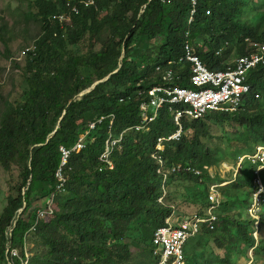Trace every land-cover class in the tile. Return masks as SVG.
Returning <instances> with one entry per match:
<instances>
[{"label": "trees", "instance_id": "16d2710c", "mask_svg": "<svg viewBox=\"0 0 264 264\" xmlns=\"http://www.w3.org/2000/svg\"><path fill=\"white\" fill-rule=\"evenodd\" d=\"M58 1L59 5L35 1L41 33L25 54L28 90L20 104L8 106L0 125L2 166L9 168L19 160L28 163L20 171L24 191L11 197L0 215V241L9 240L19 249L21 259L14 264L27 260L24 245L33 232L47 248L44 264H123L131 255L122 243L126 231L141 222L137 227L150 241L152 253L154 232L165 226L172 212L158 203L162 177L152 155L158 140L168 139L177 127L164 109L146 130L136 131L143 121L140 105L148 90L171 85L163 80L168 70L175 74L174 86L190 87L189 66L180 63L186 43L209 71L217 72L232 68L224 53L234 43L238 59L264 46V35L236 21L243 9L237 0H94L89 6L74 0L77 12L69 15L68 22L58 19L67 14V1ZM105 10L102 24L99 17ZM104 26L109 40L99 52L86 57L67 52L66 43L74 46L86 37L99 40ZM157 38L160 45L150 47L149 41ZM93 75L98 80L109 78L91 90ZM249 83L252 91L238 114L213 113L205 119L240 121L252 141L264 146V64L252 71ZM205 119L183 121L180 141L164 143L161 155L168 165V179L195 178L172 174L171 167L206 166L199 165L212 155L203 143L211 139ZM91 123H96L92 130ZM82 136L85 148L70 155L59 192L60 147L73 149ZM121 136L110 169L100 158L107 141ZM53 193V214L31 222L32 214L42 210L33 205L35 198L48 199ZM219 222L214 230L204 227L200 233L215 232ZM7 249L0 248V260L8 264Z\"/></svg>", "mask_w": 264, "mask_h": 264}, {"label": "rangeland", "instance_id": "374dc122", "mask_svg": "<svg viewBox=\"0 0 264 264\" xmlns=\"http://www.w3.org/2000/svg\"><path fill=\"white\" fill-rule=\"evenodd\" d=\"M35 1L37 0H0V125L8 106L20 104L28 90L25 54L27 49L33 47L34 41L41 33ZM51 1L59 5L58 0ZM237 1L243 4V9L236 21L256 29L259 36H263L264 0ZM106 12L107 10L99 17L102 24ZM98 38L99 40H93L86 37L74 46L66 43L67 52L74 51L80 57L99 52L102 45L109 40L106 26L102 28ZM209 42L207 40V45ZM142 43L141 41L138 44L140 48L143 47ZM160 43V38H157L149 41L148 45L155 48ZM235 45L236 43L224 53L225 62L230 66L240 55ZM92 79L96 83L105 78L98 80L96 75H93ZM261 108H264V100L261 101ZM205 122L209 124L211 139L203 140V143L212 155L204 157L199 165L212 167L215 178L201 183L195 178L171 176L166 182L158 184V203L172 210L170 215L174 218L196 214L204 216L209 208L207 194L213 185H219L218 190L223 196V201L217 209L220 217L217 230L203 231L189 239L185 247L186 264H264V222L260 221L257 225L256 221L248 216V207L253 195L254 170L246 163L238 175L234 176L239 159L251 156L259 145L252 141L251 135L240 121L237 123L208 118ZM137 145L140 147V140ZM26 164V161L19 160L11 163L9 168H4L0 163V215L8 200L18 196L20 190L24 191V178L20 171ZM261 174L264 179V171ZM36 191L38 190L33 193L37 194ZM54 202L55 193L48 199L35 198L33 205L43 209L51 204L53 209ZM39 210L32 214L31 222L35 223L34 219L39 215ZM237 223H243V226L239 227ZM137 225L131 226L124 234L122 243L129 248L131 255L123 264H156V259L150 252V241ZM249 237L254 238L255 242H252V238L248 239ZM9 245V240L0 241V248H7ZM24 250L27 257L24 264H44L42 258L47 248L34 232L29 236ZM3 262L0 260V264H7Z\"/></svg>", "mask_w": 264, "mask_h": 264}, {"label": "built area", "instance_id": "2783aa9c", "mask_svg": "<svg viewBox=\"0 0 264 264\" xmlns=\"http://www.w3.org/2000/svg\"><path fill=\"white\" fill-rule=\"evenodd\" d=\"M66 1L67 14H60L58 19L68 22L70 20L69 15L76 13L77 7L74 4V0ZM79 4L83 6L93 5L94 0H80ZM207 14H210V12L208 11ZM184 49L185 53L180 63L186 62L189 66L188 83L190 87L174 86V72L172 70L166 71L163 80L172 84L169 86L157 85L148 90L147 99L140 105L143 121L141 126L136 129L137 132L146 130L150 124L156 121L162 110L168 109L177 131L168 139H159L156 151L152 155V159L158 165L157 173L162 177V182L168 180V174L166 173L168 165L161 155L164 151V143L180 141L183 135L182 122L201 121L213 113L238 114L244 108V100L252 91L249 83L250 74L264 64V46L257 47L255 53L236 59L232 64V68L217 72H211L206 68L201 59L196 56L191 44L186 43ZM157 70H161L160 67ZM102 120L101 118L99 122ZM112 123L113 120L111 121ZM95 126L96 123H91L90 129H94ZM84 138L85 136L79 138L73 149L69 150L64 146L60 147L62 154L61 165L56 171V177L59 180L57 191L59 192L65 183L63 168L67 165L73 151L80 152L85 148ZM122 138L123 136L116 140L110 138L107 141L106 151L100 158V161L108 165L110 169H113L110 161L111 156L115 148L121 144ZM246 163H249L254 170L252 181L253 195L251 204L248 207V215L259 225V222L264 219V179L263 174H261L264 171V146L257 147L251 156L239 159L234 173L235 177ZM169 169L172 174L188 173L201 183H206L215 178L214 169L210 166L193 168L191 166L178 165ZM218 189L219 185L211 187L208 193L209 208L204 216L197 214L176 218L170 216L166 219L165 226L155 230L152 240V253L156 258V264H186L185 247L189 239L198 235L204 227L209 230L215 229L216 223L219 222L217 209L223 201V196ZM52 214L53 209L50 204L39 210L38 218H47ZM8 234L11 238V232ZM15 259H21L20 252L11 246L10 241L7 249L8 264H14ZM22 264H24L23 260Z\"/></svg>", "mask_w": 264, "mask_h": 264}, {"label": "water", "instance_id": "95a60500", "mask_svg": "<svg viewBox=\"0 0 264 264\" xmlns=\"http://www.w3.org/2000/svg\"><path fill=\"white\" fill-rule=\"evenodd\" d=\"M108 78H109V76H108L107 78H105V79H104L103 81H101V82H96V83L92 86L91 90H93L98 84H100V83H102V82H105ZM91 90H90V89L87 90V93H89ZM85 93H86V92H85ZM85 93H83V94H85ZM83 94H82V95H83Z\"/></svg>", "mask_w": 264, "mask_h": 264}]
</instances>
